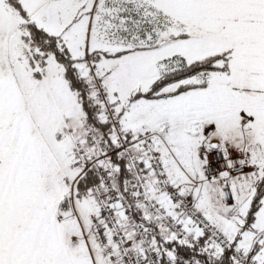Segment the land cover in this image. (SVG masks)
Wrapping results in <instances>:
<instances>
[{
    "label": "snow or ice",
    "instance_id": "obj_1",
    "mask_svg": "<svg viewBox=\"0 0 264 264\" xmlns=\"http://www.w3.org/2000/svg\"><path fill=\"white\" fill-rule=\"evenodd\" d=\"M0 264H264V0H0Z\"/></svg>",
    "mask_w": 264,
    "mask_h": 264
}]
</instances>
